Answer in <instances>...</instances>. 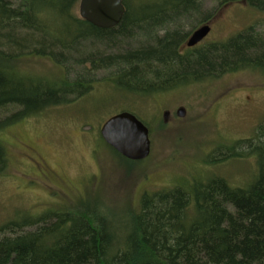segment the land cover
Listing matches in <instances>:
<instances>
[{
  "label": "trees",
  "instance_id": "1",
  "mask_svg": "<svg viewBox=\"0 0 264 264\" xmlns=\"http://www.w3.org/2000/svg\"><path fill=\"white\" fill-rule=\"evenodd\" d=\"M79 1L0 0V116L10 107L16 109L0 118V132L86 94L94 81L86 77L87 66L93 71L112 69L101 80L138 96L219 78L240 68L264 67V39L252 28L226 44L195 54L179 53L182 35L184 39L187 34L181 35V26L169 27L174 17L194 14L192 22L207 20L208 15H200V0H149L148 4L122 0L125 13L109 30L77 17ZM256 3L252 4L264 8V0ZM155 29L165 30L162 38L156 39ZM135 35L146 38V44L120 55L95 60L82 50L88 41L117 47L116 41ZM28 56L55 60L63 66L60 73L66 74L58 72L52 81L29 77L19 66ZM69 62L84 66L85 76L67 79ZM103 145L122 162H141L129 161ZM227 150L222 159L208 161L255 156L257 177L246 188L212 177L189 188L181 185L145 193L120 210L116 203L104 204L102 189L75 197L74 202L68 193L67 204L43 206L45 211L34 218L0 226V264H264V122L251 139L239 140ZM7 173V149L0 142V176ZM98 176L105 187L103 172Z\"/></svg>",
  "mask_w": 264,
  "mask_h": 264
},
{
  "label": "rangeland",
  "instance_id": "2",
  "mask_svg": "<svg viewBox=\"0 0 264 264\" xmlns=\"http://www.w3.org/2000/svg\"><path fill=\"white\" fill-rule=\"evenodd\" d=\"M144 1L148 4L149 0ZM250 1L200 0L204 16H215L204 46L218 45L220 41L226 44L251 28L264 39V10L255 5L257 0ZM74 13L79 17L78 5ZM217 14L222 15L219 22ZM192 17H174V24L169 27L181 26V32L187 34L182 44L200 24L198 19L192 22ZM164 31L155 29L156 39L162 38ZM146 41L136 35L124 42L116 41L117 47L88 41L82 44V50L100 60L135 49ZM198 50L201 49L181 48L179 53L195 54ZM24 61L19 66L29 77L52 81L62 70V65L48 57L28 56ZM150 66L158 70L156 63ZM91 67H85L89 74L86 77L94 81L82 97L24 118L0 132V142L8 155V173L0 176V226L15 219L34 218L45 211L43 206L64 204L68 193H72L68 198L74 202L75 197L94 195L102 189L107 202L104 204L110 207L108 203H116L120 210L145 193L181 185L189 188L212 177L222 178L238 189L255 180V156L228 158L214 164L208 160L225 157L227 148L239 140L251 139L264 122V67L240 68L230 75L193 80L146 96L126 93L112 82L101 80L109 77L112 69L93 71ZM69 68L67 79L85 76L84 66L69 62ZM180 106L186 110L183 118L175 116ZM164 110L174 115L166 124L162 119ZM6 111L0 118L16 109L10 107ZM121 112L132 113L150 130V156L135 165L115 157L99 134L102 124ZM99 171L103 172L105 187L101 186Z\"/></svg>",
  "mask_w": 264,
  "mask_h": 264
},
{
  "label": "water",
  "instance_id": "3",
  "mask_svg": "<svg viewBox=\"0 0 264 264\" xmlns=\"http://www.w3.org/2000/svg\"><path fill=\"white\" fill-rule=\"evenodd\" d=\"M78 13L82 20L93 27L109 30L118 26L125 13V7L122 0H80ZM209 31L208 26L196 30L188 39L187 46H195ZM177 115L183 118L185 111L180 109ZM100 135L109 147L129 161H142L150 154L149 130L129 112H121L109 118L102 125Z\"/></svg>",
  "mask_w": 264,
  "mask_h": 264
},
{
  "label": "flooded vegetation",
  "instance_id": "4",
  "mask_svg": "<svg viewBox=\"0 0 264 264\" xmlns=\"http://www.w3.org/2000/svg\"><path fill=\"white\" fill-rule=\"evenodd\" d=\"M245 2L243 1L242 2V4H244ZM229 4H231V3H229ZM227 5H225V7H226ZM260 9H262V10H264V8H260ZM200 15L201 16H204V12H202V10L200 11ZM218 15V14H217ZM216 15V16H217ZM222 15L221 14H219L218 15V17H217V20H216V22H219V20H220V17H221ZM214 17L215 16H211L210 18H208L207 20H205L203 23H201V24H199L196 28H194L190 33H189V35H188V37H187V39H186V41H185V43H183L182 44V42H183V32H181V35H182V38H181V40H180V43H179V49H183V51L184 50H186V49H203V48H205V46H204V42H205V40L208 38V36L211 34V32H212V27H213V21H214V23H215V19H214ZM203 26H208L209 28H210V31H209V33L207 34V36L205 37V38H203L199 43H197L195 46H193V47H188L187 46V42H188V39L191 37V35L196 31V30H198L199 28H201V27H203ZM238 36V35H237ZM236 37V36H235ZM235 37H233V38H235ZM222 43V44H221ZM223 44H225V42L224 41H220V43H218V45H223ZM180 54H182V53H180ZM231 73H234V72H227V73H224L223 74V76L225 75V74H228V75H230ZM173 88H177V86L176 85H173L172 86V89ZM155 93V92H154ZM247 99H248V97H247ZM217 101L215 100V101H213L212 102V105H214L215 103H216ZM180 109H184L185 110V108L183 107V106H180V107H178L176 110H175V116H177V112H178V110H180ZM186 111V110H185ZM170 118H174V115H173V113L171 112V111H169V110H164L163 111V113H162V119H163V122L166 124L168 121H169V119ZM41 166H42V164H41Z\"/></svg>",
  "mask_w": 264,
  "mask_h": 264
}]
</instances>
